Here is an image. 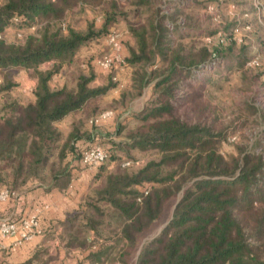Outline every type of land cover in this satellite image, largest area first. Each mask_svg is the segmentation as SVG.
<instances>
[{
	"label": "trees",
	"instance_id": "obj_1",
	"mask_svg": "<svg viewBox=\"0 0 264 264\" xmlns=\"http://www.w3.org/2000/svg\"><path fill=\"white\" fill-rule=\"evenodd\" d=\"M210 4L220 10L229 0H0V69L23 66L36 78L27 101L12 93L13 77L0 78V181L14 191L28 181L64 187L82 149L105 137L106 160L95 168L93 184L59 221L63 246L86 251L89 264H264V150L238 146L224 154L218 149L226 138L222 130L175 113L177 89L195 71L224 56L243 69L249 57L250 43L239 44L234 35L238 18L206 42L189 30L196 12ZM86 8L100 23L94 17L84 28L73 26L70 11ZM121 22L128 42L119 66L129 73L121 86L111 74L96 82L92 65L71 82L51 85L80 48ZM10 26L17 40L5 38ZM253 41L264 46L262 36ZM199 77L200 85L210 80L205 72ZM116 87L107 104L104 96ZM105 109L111 117L91 121ZM67 115L72 119L64 134L58 124ZM108 119L115 120L113 128L101 133ZM262 122L264 129V111ZM172 201L167 223L142 241ZM55 257L43 242L20 264H51Z\"/></svg>",
	"mask_w": 264,
	"mask_h": 264
},
{
	"label": "rangeland",
	"instance_id": "obj_2",
	"mask_svg": "<svg viewBox=\"0 0 264 264\" xmlns=\"http://www.w3.org/2000/svg\"><path fill=\"white\" fill-rule=\"evenodd\" d=\"M126 3L127 0H121ZM239 0H229L227 7L220 10L214 9L213 5H208L205 10L196 12V20L192 22L189 30L191 32H201V40L209 41L208 37L215 36L217 32L223 31L224 26L230 23L234 18H238L242 24H237L233 28L234 35L239 44L249 42V57L245 60L243 69L234 67V60L231 56H224L215 64H210L208 68L195 71L190 77V83L177 89V99L175 100V113L189 122L200 121L202 124L210 125L215 130H222L226 138L221 142L218 149L224 153H235L238 146H247L252 151L264 150V129L262 122V113L264 111V84L263 75H258L264 70V46L255 43L254 36L264 37V0H248L249 4L238 3ZM164 10L170 11V6L164 5ZM70 23L78 28H84L87 20L96 17V23H100L101 17L91 8L83 11L76 9L69 13ZM181 31L185 28L181 27ZM13 26H10L5 33L7 40L15 39ZM120 48L115 50L108 42L107 36H103L97 41H93L80 48L78 57L74 63L67 64L63 72L53 76V82H71L73 78L81 71L88 73V68L92 65L95 73H98L96 81L101 83L105 76L113 75L120 82H125L129 78L128 69L123 66L109 71L101 70L96 65L95 59L105 55H115L123 57L127 54L126 44L128 42V33L125 22H121L114 30ZM180 31V32H181ZM254 60L257 63H254ZM90 62V63H89ZM250 62V63H249ZM94 64V65H93ZM46 66L47 64H42ZM214 68V70H211ZM204 70V71H203ZM203 72L210 76L204 84H199ZM5 76L13 77L17 83L12 89V93L17 98L27 101L32 97V89L35 84V77L32 75L31 68L15 66L6 69H0V78ZM59 80V82H58ZM150 88H146V93ZM186 97H182V96ZM112 96L107 93L104 98L109 101ZM1 100V97H0ZM1 102V101H0ZM142 97L133 102L132 108H138L141 105ZM111 103V102H110ZM253 104L258 110V116L252 114L250 104ZM205 105V108L203 107ZM115 120H107L109 131L112 130ZM115 140L120 136H114ZM99 144L106 146L105 137L98 140ZM133 154L141 159L150 158L148 152L133 151ZM3 172H1L2 174ZM7 188L0 181V189ZM173 201L169 204L162 216L156 220L153 225L142 234V241L156 235L167 223L171 216Z\"/></svg>",
	"mask_w": 264,
	"mask_h": 264
},
{
	"label": "crops",
	"instance_id": "obj_3",
	"mask_svg": "<svg viewBox=\"0 0 264 264\" xmlns=\"http://www.w3.org/2000/svg\"><path fill=\"white\" fill-rule=\"evenodd\" d=\"M44 63L47 65H41V67H48L49 63ZM62 83H58V85ZM56 84L51 81V85ZM122 84L123 82H120L119 86ZM118 90L116 87L108 92L112 96H116ZM31 98H33V94ZM71 117V115H67L58 124L64 134L69 130ZM106 125L107 120H104L100 125L101 133L109 131L110 128ZM95 170L85 169L79 163L76 168L72 169L71 178L66 186H51L28 181L15 191L14 196L1 202L0 217L18 220L34 214L39 219L40 231L32 238L19 243H15L17 235L0 236V264H20L28 259L35 248L43 242L49 244L50 252L56 255L51 264H89L85 259L86 251L67 250L63 246L59 235L61 230L59 221L80 206L88 189L93 184ZM114 264H119V262Z\"/></svg>",
	"mask_w": 264,
	"mask_h": 264
},
{
	"label": "built area",
	"instance_id": "obj_4",
	"mask_svg": "<svg viewBox=\"0 0 264 264\" xmlns=\"http://www.w3.org/2000/svg\"><path fill=\"white\" fill-rule=\"evenodd\" d=\"M117 33L111 31L108 36V42L113 46L115 50L120 48ZM210 40V38L208 37ZM96 65L101 68V70H106L111 68L113 65H119L123 62V58L115 55H105L96 59ZM250 63V62H249ZM254 63L257 61L254 60ZM113 114L112 110L105 109L101 111L97 116L91 119V121L97 123L103 118L111 117ZM106 160V152L104 147L98 142L84 147L80 155L81 165L88 170H93L101 163ZM129 162L126 161L125 164ZM15 195L14 190L8 188L0 189V203L9 199ZM39 219L36 215H29L18 220L0 217V236L17 235L15 243L22 242L23 240H28L32 238L35 234L39 232Z\"/></svg>",
	"mask_w": 264,
	"mask_h": 264
}]
</instances>
